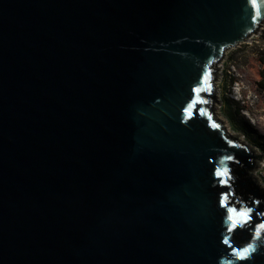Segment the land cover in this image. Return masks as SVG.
<instances>
[{"label":"water","instance_id":"95a60500","mask_svg":"<svg viewBox=\"0 0 264 264\" xmlns=\"http://www.w3.org/2000/svg\"><path fill=\"white\" fill-rule=\"evenodd\" d=\"M263 27L264 0H0V264H264L263 158L213 111Z\"/></svg>","mask_w":264,"mask_h":264},{"label":"rangeland","instance_id":"374dc122","mask_svg":"<svg viewBox=\"0 0 264 264\" xmlns=\"http://www.w3.org/2000/svg\"><path fill=\"white\" fill-rule=\"evenodd\" d=\"M264 29V27H263ZM264 44L253 36L246 43L229 50L218 64L216 118L227 132L262 156L254 172L256 184L264 188V90L260 86L264 65ZM240 110V111H238Z\"/></svg>","mask_w":264,"mask_h":264},{"label":"trees","instance_id":"16d2710c","mask_svg":"<svg viewBox=\"0 0 264 264\" xmlns=\"http://www.w3.org/2000/svg\"><path fill=\"white\" fill-rule=\"evenodd\" d=\"M258 37L261 42L264 44V29L259 33ZM261 63L264 65V59L261 60ZM261 88L264 90V69L261 71ZM212 106V105H211ZM240 111V110H238ZM238 169L241 167H237ZM262 200H260V205L263 206L259 216H252L255 212L257 205L254 204L253 198L247 194L239 185L234 184L230 189L229 204L236 211H246L247 214L252 216L253 220L251 221L252 227H257L259 231L264 233V191L261 190Z\"/></svg>","mask_w":264,"mask_h":264},{"label":"snow or ice","instance_id":"6c2138e0","mask_svg":"<svg viewBox=\"0 0 264 264\" xmlns=\"http://www.w3.org/2000/svg\"><path fill=\"white\" fill-rule=\"evenodd\" d=\"M189 115H191V110H189ZM217 127H218V125H217ZM218 175H220V176H224V175H226L227 173L226 172H219V173H217ZM241 215H244L243 213L241 214ZM255 249H254V247L251 249V251H254ZM250 254V251L249 250H245L244 252H241V253H239V256H240V258H246L247 257V255H249Z\"/></svg>","mask_w":264,"mask_h":264}]
</instances>
